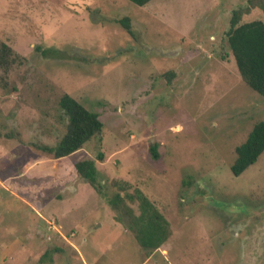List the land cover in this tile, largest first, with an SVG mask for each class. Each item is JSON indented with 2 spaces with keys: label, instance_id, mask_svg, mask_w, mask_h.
Returning <instances> with one entry per match:
<instances>
[{
  "label": "rangeland",
  "instance_id": "obj_1",
  "mask_svg": "<svg viewBox=\"0 0 264 264\" xmlns=\"http://www.w3.org/2000/svg\"><path fill=\"white\" fill-rule=\"evenodd\" d=\"M249 2L0 0V41L20 55L0 67V264H264V153L231 168L264 120L226 36ZM63 93L104 128L55 158L40 146L67 130ZM86 158L104 195L74 173ZM138 190L170 223L157 249L109 202L131 194L138 215Z\"/></svg>",
  "mask_w": 264,
  "mask_h": 264
},
{
  "label": "trees",
  "instance_id": "obj_2",
  "mask_svg": "<svg viewBox=\"0 0 264 264\" xmlns=\"http://www.w3.org/2000/svg\"><path fill=\"white\" fill-rule=\"evenodd\" d=\"M138 5H145L152 0H131ZM264 11V0H250L244 7L232 11L230 27L226 32L227 41L235 57L238 70L244 81L259 94L264 96V18L252 15L253 8ZM257 13V12H256ZM121 23L132 32L129 17L122 18ZM20 55L6 42L0 41V67L9 72ZM59 105L67 116L66 132L54 145L40 146L55 158L66 157L81 149L92 137L102 133L104 122L100 114L87 108L69 93H63ZM156 153V152H155ZM264 153V120L255 123L247 139L236 148V159L232 165L235 175L242 174L250 165L258 161ZM157 156V155H156ZM103 160V153H99ZM74 173L89 182L104 195L103 184L95 159L86 158L74 164ZM140 214L125 203L130 197L118 192L109 198V202L121 207L130 215V227L135 232L141 246L145 249H157L171 234L170 223L158 207L140 190L137 191Z\"/></svg>",
  "mask_w": 264,
  "mask_h": 264
}]
</instances>
